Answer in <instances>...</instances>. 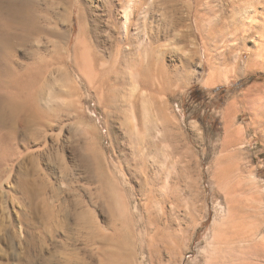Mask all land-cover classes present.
<instances>
[{
    "label": "rangeland",
    "instance_id": "1",
    "mask_svg": "<svg viewBox=\"0 0 264 264\" xmlns=\"http://www.w3.org/2000/svg\"><path fill=\"white\" fill-rule=\"evenodd\" d=\"M258 1L142 0L124 60L135 70L147 67L148 90H135L126 71L109 94L90 91L80 73L92 46L93 2L66 28L71 67L51 58L48 42L19 47L14 59L4 54L10 65L0 69V120L17 135L0 127V264H43L53 242H63L58 225L75 227L65 207L80 197L93 205L117 251L109 224L117 221L114 189L129 201V218L118 227L130 262L264 264V0ZM6 23L0 16V29ZM50 70L56 78L63 71L61 79ZM55 84L67 94L53 95ZM38 170L44 180L35 177ZM41 181L45 203L36 195ZM86 232L78 253L93 249Z\"/></svg>",
    "mask_w": 264,
    "mask_h": 264
},
{
    "label": "bare ground",
    "instance_id": "2",
    "mask_svg": "<svg viewBox=\"0 0 264 264\" xmlns=\"http://www.w3.org/2000/svg\"><path fill=\"white\" fill-rule=\"evenodd\" d=\"M88 2H93V6H88ZM141 4L142 0H0V16L4 18V20L6 19L7 22V25L5 27H1L3 29H0V69L4 67L6 68V66L10 65V62L4 57V54H8L9 57L14 59V57L17 56L16 54L19 47L24 48V46L30 44L34 45V43L40 46L43 42L46 44L47 42L52 43V49L50 46H47L52 51L50 52L52 53L51 58H55V56L58 55L57 59L59 62L66 63L64 67H71L68 49L66 48V41L68 39L66 28L68 27V24L72 26L76 10L78 11V14H81L84 11V7L88 6L87 8L91 10V12L89 11L90 17L88 16L90 18L88 27L92 46L91 51L86 49L85 51H88L87 54L85 52L86 55H82L85 60L84 64L86 65H84L85 68H83L84 66L82 67L84 70L81 71V69L80 74H82V77L88 82L90 91L95 94L102 92L103 95L109 94L115 86L120 85L125 81V77H123L122 74L124 75L126 71V75L128 74L129 78L134 81L135 90L139 87L142 90H148L152 87L149 81L145 78L148 75L147 67L140 69L136 68L135 70L132 65H128L124 60V55L130 54L133 51L132 48L127 49V44L131 42L130 29L134 22L132 17L136 15V12H139ZM123 13L126 18L124 17L125 20L122 23ZM255 15L258 16L259 11L255 13ZM58 27H64L65 30L62 31ZM69 35L73 36V32L70 31ZM42 46L43 45H41V47ZM46 48H43V50L45 51ZM46 51H48V49ZM138 57L140 58L141 55ZM140 61H142V57L140 58ZM124 62L126 65L123 66ZM21 68L23 67L21 66ZM80 68L78 67V69ZM51 69L53 68L51 67ZM56 71L53 70L51 72L50 70L51 74ZM59 72L63 71L58 70L57 78L55 73L53 74L55 77H53L61 79L63 74L60 78H58V75H60ZM51 74L48 72V75ZM51 76L50 78H52ZM69 77L70 76L67 78ZM45 79L46 78H44V80ZM69 79L68 81H70ZM49 80L48 84L50 83ZM55 86L56 84L53 85L54 89L53 87V90L51 89V93L53 95L61 97L62 95L67 94L63 91L67 90L66 87L64 88V86H60L61 89H56L55 91V88L58 87ZM47 87L49 88V85ZM102 94H100V96ZM96 97H98V95ZM2 120H4V122L0 120V122H2L0 123V127L5 130L7 128L6 134L11 138H15L17 135L15 127L8 128L7 124L9 122L7 123L6 119ZM41 124L43 127L46 126L44 123ZM235 132L237 135H242V130L240 128L235 129ZM41 174V170L34 173L37 180H44L41 178ZM107 178H110L108 180L112 179L110 176ZM109 187L111 188V186ZM46 188L47 186L45 183L43 182L42 184L41 181V184L38 185V191L36 192L37 197L41 198L44 203V196L47 193ZM24 192L28 194L27 189H25ZM120 192L122 193V191L114 189L109 197L110 209L115 213L117 218L116 222H109L110 228L114 232V236L119 238L118 243L115 242L118 244L117 251H114L111 246L113 241L112 236H108L104 233L102 226H100L96 216L94 215L95 211L91 209V206L93 205L80 197V199L78 198L76 200L73 199V201H69L70 205H66L65 207V210H67V218L69 217L70 220H73L75 227L72 226L69 228L66 226L67 224L58 225V227L62 225L64 229V232L61 233L63 242H58L57 240L53 242L52 247L48 252L49 258L45 259L43 264H132L133 262L128 260V258L131 259L129 257L130 253L127 252L125 242L123 241L125 240V234H123L118 227V221L120 223V227H124L125 221L129 218V201L127 202L124 198V194L122 195ZM53 194L57 195L54 191ZM62 207L63 206H60V212L62 211ZM86 213L91 214V220H87L83 217ZM132 214L133 213H131V216ZM83 230L87 231L85 236L86 244L93 248L89 250V254L86 249H84L85 253H78L77 251L79 242L81 243L83 237ZM56 231H58V229ZM59 253L66 254L67 258L65 261H60L56 258ZM133 257H135V255L132 256V258Z\"/></svg>",
    "mask_w": 264,
    "mask_h": 264
}]
</instances>
